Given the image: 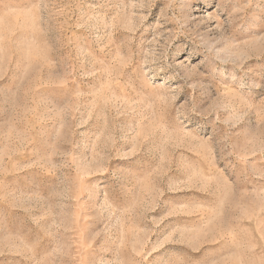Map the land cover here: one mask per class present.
Returning a JSON list of instances; mask_svg holds the SVG:
<instances>
[{"label": "rangeland", "instance_id": "1", "mask_svg": "<svg viewBox=\"0 0 264 264\" xmlns=\"http://www.w3.org/2000/svg\"><path fill=\"white\" fill-rule=\"evenodd\" d=\"M0 264H264V0H0Z\"/></svg>", "mask_w": 264, "mask_h": 264}]
</instances>
